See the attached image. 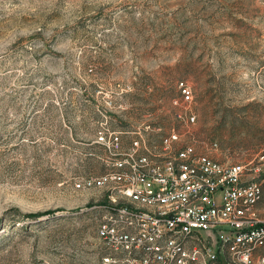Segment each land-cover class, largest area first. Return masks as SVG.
I'll return each instance as SVG.
<instances>
[{
	"label": "rangeland",
	"instance_id": "obj_1",
	"mask_svg": "<svg viewBox=\"0 0 264 264\" xmlns=\"http://www.w3.org/2000/svg\"><path fill=\"white\" fill-rule=\"evenodd\" d=\"M105 128L264 165V0H0V264H102Z\"/></svg>",
	"mask_w": 264,
	"mask_h": 264
},
{
	"label": "built area",
	"instance_id": "obj_2",
	"mask_svg": "<svg viewBox=\"0 0 264 264\" xmlns=\"http://www.w3.org/2000/svg\"><path fill=\"white\" fill-rule=\"evenodd\" d=\"M178 87L184 105L175 106L184 112L177 118L192 124V90L185 82ZM153 140L136 131L125 147L122 132L99 131L96 143L111 165L75 183L108 197L103 213L96 211L102 264H264V220L256 210L264 165L217 162L193 145L181 147L175 129L159 146Z\"/></svg>",
	"mask_w": 264,
	"mask_h": 264
},
{
	"label": "crops",
	"instance_id": "obj_3",
	"mask_svg": "<svg viewBox=\"0 0 264 264\" xmlns=\"http://www.w3.org/2000/svg\"><path fill=\"white\" fill-rule=\"evenodd\" d=\"M123 135H131V136H123ZM135 137V131L134 132H125L123 133L122 132V142H123V145L125 147L129 146L131 140H133ZM264 176V170L262 171V174ZM251 176H247V178L249 179ZM262 188H263V197H262V200L258 203L257 207H256V210H257V213L259 215V217L264 220V180H263V184H262ZM262 253H264V248L262 249Z\"/></svg>",
	"mask_w": 264,
	"mask_h": 264
},
{
	"label": "trees",
	"instance_id": "obj_4",
	"mask_svg": "<svg viewBox=\"0 0 264 264\" xmlns=\"http://www.w3.org/2000/svg\"><path fill=\"white\" fill-rule=\"evenodd\" d=\"M98 214V213H97Z\"/></svg>",
	"mask_w": 264,
	"mask_h": 264
}]
</instances>
